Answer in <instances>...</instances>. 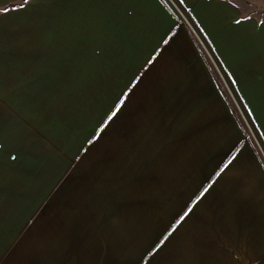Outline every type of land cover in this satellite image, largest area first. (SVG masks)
I'll return each mask as SVG.
<instances>
[{
	"label": "crops",
	"instance_id": "0c3cea01",
	"mask_svg": "<svg viewBox=\"0 0 264 264\" xmlns=\"http://www.w3.org/2000/svg\"><path fill=\"white\" fill-rule=\"evenodd\" d=\"M176 1L264 147V19ZM25 2L0 14V264H264V148L173 8Z\"/></svg>",
	"mask_w": 264,
	"mask_h": 264
},
{
	"label": "rangeland",
	"instance_id": "374dc122",
	"mask_svg": "<svg viewBox=\"0 0 264 264\" xmlns=\"http://www.w3.org/2000/svg\"><path fill=\"white\" fill-rule=\"evenodd\" d=\"M26 0H21V2L18 3H12L10 5H7L6 7L0 8V14L1 13H11L12 11L21 9L24 7L26 4ZM170 0H165V3L169 5ZM173 1L178 9L181 11V14L174 8V13L177 15V17L181 20L183 24L186 25V27L189 29V31L194 35L197 40L200 48L202 51L205 53V55L209 58V63L211 67L214 69L215 73L219 75V80L222 82L223 87H224V92L226 97L228 98V101L231 106V110L233 113H235V116L243 129V132L247 138V140L251 143L253 148L256 150V152H260L259 148H264L259 136L257 135V132L255 131V128L252 124L251 118L249 116V113L243 108L242 104L240 103L238 97H237V92L234 90L232 87L233 85L228 84L227 80L225 77L222 76V71H221V64L217 60H215L214 56L212 55V52L208 49L206 43L203 41L201 38L200 34L193 28L191 25V22L189 21L187 15L185 14V11L183 12L182 9L180 8V5L176 0H171ZM256 1V2H254ZM25 2V3H24ZM235 4L239 6V8L243 11L245 15H254L258 16L261 19H264V8L258 6L257 2H260L259 0H233ZM171 5V4H170ZM169 5V6H170ZM264 150V149H263ZM264 153V151H263ZM260 153L262 155V160L264 162V154Z\"/></svg>",
	"mask_w": 264,
	"mask_h": 264
},
{
	"label": "built area",
	"instance_id": "2783aa9c",
	"mask_svg": "<svg viewBox=\"0 0 264 264\" xmlns=\"http://www.w3.org/2000/svg\"><path fill=\"white\" fill-rule=\"evenodd\" d=\"M171 4V5H170ZM169 5H170V7L172 8V7H174L180 14H181V11L178 9V7L176 6V4L173 2V1H169ZM183 11V10H182Z\"/></svg>",
	"mask_w": 264,
	"mask_h": 264
},
{
	"label": "snow or ice",
	"instance_id": "6c2138e0",
	"mask_svg": "<svg viewBox=\"0 0 264 264\" xmlns=\"http://www.w3.org/2000/svg\"><path fill=\"white\" fill-rule=\"evenodd\" d=\"M189 211H190V209H189ZM185 215H187V213H185Z\"/></svg>",
	"mask_w": 264,
	"mask_h": 264
}]
</instances>
